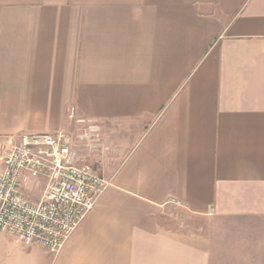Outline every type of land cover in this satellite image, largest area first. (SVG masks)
<instances>
[{
	"label": "crops",
	"instance_id": "0c3cea01",
	"mask_svg": "<svg viewBox=\"0 0 264 264\" xmlns=\"http://www.w3.org/2000/svg\"><path fill=\"white\" fill-rule=\"evenodd\" d=\"M57 133L110 186L0 264H264V0H0V154Z\"/></svg>",
	"mask_w": 264,
	"mask_h": 264
},
{
	"label": "built area",
	"instance_id": "2783aa9c",
	"mask_svg": "<svg viewBox=\"0 0 264 264\" xmlns=\"http://www.w3.org/2000/svg\"><path fill=\"white\" fill-rule=\"evenodd\" d=\"M75 160L65 133L24 135L2 152L0 232L58 255L110 186Z\"/></svg>",
	"mask_w": 264,
	"mask_h": 264
},
{
	"label": "rangeland",
	"instance_id": "374dc122",
	"mask_svg": "<svg viewBox=\"0 0 264 264\" xmlns=\"http://www.w3.org/2000/svg\"><path fill=\"white\" fill-rule=\"evenodd\" d=\"M162 223L167 225L182 226V230L194 232L208 223L207 220L190 216L179 206L171 205L165 210ZM180 228V229H181Z\"/></svg>",
	"mask_w": 264,
	"mask_h": 264
}]
</instances>
